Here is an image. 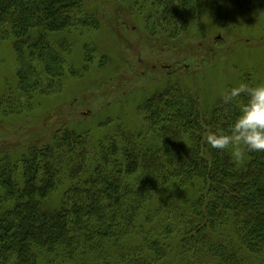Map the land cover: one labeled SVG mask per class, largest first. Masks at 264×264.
Segmentation results:
<instances>
[{"label": "trees", "instance_id": "trees-1", "mask_svg": "<svg viewBox=\"0 0 264 264\" xmlns=\"http://www.w3.org/2000/svg\"><path fill=\"white\" fill-rule=\"evenodd\" d=\"M85 1L0 0V42L13 44L18 87L30 104L35 96L61 89L66 67L79 80L84 73L78 69L94 61L97 43L91 37L73 45L62 37L100 29L98 11L90 13ZM192 1L166 2L170 33L179 25L177 4ZM251 1L225 0L241 12ZM214 3L222 15V0ZM75 44L84 50L78 69L69 62ZM162 76V84L138 105L143 117L138 131L108 118L98 138L66 125L46 143L22 152L0 148V264H252L263 259L264 152L237 161L231 149L222 152L206 141L208 133L229 128L239 106L221 99L204 109L185 76ZM251 76H244L249 86ZM172 247L177 248L170 253Z\"/></svg>", "mask_w": 264, "mask_h": 264}, {"label": "rangeland", "instance_id": "rangeland-1", "mask_svg": "<svg viewBox=\"0 0 264 264\" xmlns=\"http://www.w3.org/2000/svg\"><path fill=\"white\" fill-rule=\"evenodd\" d=\"M170 1L86 0L90 13L98 11L100 29L62 37L72 45L91 37L98 51L91 56L94 61L88 69L81 68L84 50L75 44L69 62L84 75L75 79L66 67L69 75L63 76L61 89L50 96H35V104L18 87L13 44L1 41L0 148L22 152L30 144L46 143L66 125L98 138L108 118L112 124L121 122L127 130L138 131L143 126L138 105L162 84L166 79L162 75L185 76L184 81L198 91L204 109L223 101V94L232 87L248 85V74L253 73L251 86L264 83V0H252L242 12L222 0L220 16L214 0L178 3L179 25L173 26L172 33L164 17ZM173 18L172 13L168 21ZM103 55L107 64L99 67ZM52 122L56 128L48 131ZM251 263L264 264V257Z\"/></svg>", "mask_w": 264, "mask_h": 264}, {"label": "clouds", "instance_id": "clouds-1", "mask_svg": "<svg viewBox=\"0 0 264 264\" xmlns=\"http://www.w3.org/2000/svg\"><path fill=\"white\" fill-rule=\"evenodd\" d=\"M246 96L240 103L239 97ZM225 104H237L239 113L227 130L207 134L206 141L214 149L228 151L237 161L247 153L264 152V83L249 86L241 83L223 94Z\"/></svg>", "mask_w": 264, "mask_h": 264}]
</instances>
